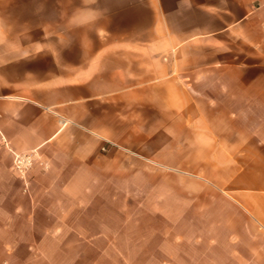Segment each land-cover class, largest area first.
<instances>
[{"label": "crops", "instance_id": "0c3cea01", "mask_svg": "<svg viewBox=\"0 0 264 264\" xmlns=\"http://www.w3.org/2000/svg\"><path fill=\"white\" fill-rule=\"evenodd\" d=\"M261 2L0 0V264H89L149 219L159 264H264Z\"/></svg>", "mask_w": 264, "mask_h": 264}, {"label": "rangeland", "instance_id": "374dc122", "mask_svg": "<svg viewBox=\"0 0 264 264\" xmlns=\"http://www.w3.org/2000/svg\"><path fill=\"white\" fill-rule=\"evenodd\" d=\"M119 25L120 23L115 20L113 25V32L115 34L122 33ZM165 190L166 188H162V193ZM150 206L152 207V205ZM168 206L169 205L166 203L165 208L167 209ZM177 208L179 211L180 207L178 206ZM213 220L200 218H178L177 221L179 222L177 226L173 227L180 232L187 231L191 234L204 232L206 237H217L219 231L217 227L212 225ZM121 221V218L114 219L113 225L118 226L121 224ZM171 228L172 227L168 222L158 219H149L146 220V222L144 220L142 223H136L134 220L129 225L128 233L118 234L117 236L114 235L113 239L118 248L109 250L103 257L100 258L98 255L96 256V254H91L89 256V264L94 259H101L100 264H126L127 262L124 258H126L131 264L137 262H140L141 264H159V261L162 262L164 259H167L168 255L159 252L156 250V247L165 243L166 245L169 244V241L163 238V234L168 233ZM71 241L73 240L71 239ZM70 253L69 257L71 259H75L77 256L75 251Z\"/></svg>", "mask_w": 264, "mask_h": 264}, {"label": "built area", "instance_id": "2783aa9c", "mask_svg": "<svg viewBox=\"0 0 264 264\" xmlns=\"http://www.w3.org/2000/svg\"><path fill=\"white\" fill-rule=\"evenodd\" d=\"M260 7L264 9V0H262ZM262 31L264 33V20L261 25ZM105 149V148H104ZM36 153H23L15 154L13 160L14 171L22 178H25L30 168L33 166L36 159Z\"/></svg>", "mask_w": 264, "mask_h": 264}, {"label": "clouds", "instance_id": "9594fccd", "mask_svg": "<svg viewBox=\"0 0 264 264\" xmlns=\"http://www.w3.org/2000/svg\"><path fill=\"white\" fill-rule=\"evenodd\" d=\"M84 3H85V4L89 3V0H84ZM81 11H83V12H93V13H95L94 11H92V10H90V9H81L80 12H81ZM75 17H76V16H75ZM75 17H74V18H75Z\"/></svg>", "mask_w": 264, "mask_h": 264}]
</instances>
